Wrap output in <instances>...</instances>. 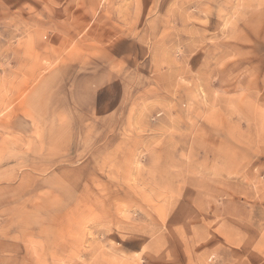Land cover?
I'll return each instance as SVG.
<instances>
[{
    "label": "rangeland",
    "instance_id": "obj_1",
    "mask_svg": "<svg viewBox=\"0 0 264 264\" xmlns=\"http://www.w3.org/2000/svg\"><path fill=\"white\" fill-rule=\"evenodd\" d=\"M0 264H264V0H0Z\"/></svg>",
    "mask_w": 264,
    "mask_h": 264
}]
</instances>
